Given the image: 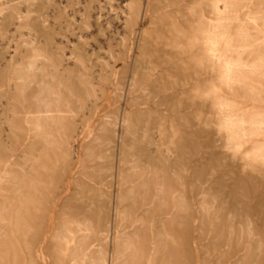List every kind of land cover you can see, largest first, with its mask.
Masks as SVG:
<instances>
[{
	"label": "bare ground",
	"instance_id": "bare-ground-1",
	"mask_svg": "<svg viewBox=\"0 0 264 264\" xmlns=\"http://www.w3.org/2000/svg\"><path fill=\"white\" fill-rule=\"evenodd\" d=\"M146 1L149 3L150 26L139 32V27L147 21ZM244 1L0 0V137L6 135L18 143L22 136L31 146H38L36 154H31L23 165L0 162L4 167L0 172V196L5 192L14 195L9 199L15 205L11 233L22 234V244L30 252L31 262L27 241L35 223L31 210L39 204L43 184L38 171L52 173L60 162L61 166L63 162L67 166L72 159L69 147L72 139L76 135L82 139L94 132L96 138L86 144L85 160H109L105 154L93 153L92 147L103 149L116 143L122 153L123 165L118 168L115 179L121 186L126 185L118 200L133 197V205L138 200L145 204L144 214L148 218L139 217L137 223L153 234L157 231L152 237L147 262L157 264V250L164 242L160 225L163 223L162 212L170 208L176 214L186 211L181 175L176 169L170 171L167 168V158L159 146L151 148L147 161L136 160V127L121 107L128 98H131L132 107L138 106L135 122L137 127L140 126L142 139L150 131L160 136L162 124L150 128L145 120L152 113L149 104L159 107L162 98L163 102L173 101L178 86L197 82L203 76L207 94L194 85L189 88V99L203 100L211 107L214 114L212 127L243 170L257 179L264 174V110L248 109L241 102L244 98L264 96L248 84L253 77H264V54L259 63L251 67L244 59V53L250 50L245 41L252 31L247 21L255 24L257 20L248 13L243 18L232 7L233 3ZM77 18L80 19L78 27ZM234 20H237L235 30H230ZM71 37L77 40L73 42ZM214 68L219 69V74L212 80ZM94 78L99 81V96L93 88ZM76 91L82 93L75 94ZM109 96L116 108L115 117L104 115L96 129L91 127L90 119L85 115L82 122L80 120L81 126L75 124V117L83 112L88 100L89 103L93 99L106 100ZM141 118H144L143 123ZM199 121L200 126L208 125ZM118 128H123L125 135L118 134ZM2 143L0 138V146ZM52 154L56 161H52ZM134 163L138 165L134 166ZM111 168L107 167L105 172ZM83 171L84 166L81 172L84 176ZM130 179L133 183L127 185ZM6 183L11 186L10 191L5 190ZM103 183L106 182H102V186ZM99 194L103 196V193ZM9 200L3 207L0 204V214L11 204ZM130 214V206L119 213L120 228L129 222ZM215 219H219L217 214ZM98 222L67 216L53 237L55 259L61 263L68 259L70 264H109L105 253L100 251L102 259L96 262L87 244L88 240L108 238L110 230L104 231ZM251 225L249 219L230 224L231 240L238 234V242L247 239L248 243L260 246L255 231L250 230L246 236L242 234V228L251 229ZM237 227L240 231H236ZM139 238V233L127 237L122 249L117 248L116 260L111 264L124 263L125 255L133 258Z\"/></svg>",
	"mask_w": 264,
	"mask_h": 264
},
{
	"label": "rangeland",
	"instance_id": "rangeland-1",
	"mask_svg": "<svg viewBox=\"0 0 264 264\" xmlns=\"http://www.w3.org/2000/svg\"><path fill=\"white\" fill-rule=\"evenodd\" d=\"M232 7L243 18H246L248 14L257 18L255 24L247 21L252 31L245 41L250 50L244 53V59L247 60L249 66H253L257 62L259 63L264 54V0H245L239 4L233 3ZM145 11L147 21L144 26L139 27V32L145 31L150 26L149 3L147 1L145 2ZM236 21L234 20L233 24L229 26L230 30H235ZM79 23L80 19L77 18L76 27ZM71 38L73 42L77 40L76 37ZM94 48L96 47L94 46ZM68 51L70 52V50ZM99 54H102L101 51ZM132 60L134 61L135 57ZM214 69L212 70V80L216 79L219 74V69ZM247 75L251 78L249 74ZM205 83L207 82H204V78L201 76L197 82L195 80L184 87L178 86L174 91L176 98L173 101L163 102L164 99L162 98L159 107L149 104L148 108L152 113L150 118L145 120L150 128L155 124H162L160 136L153 135L150 131L147 132L146 138L142 139L140 126L137 127L135 122L138 106L132 107L130 105L131 98L121 104L123 112L128 114L131 120H134L133 124L136 127L134 136L136 160L147 161L150 158L151 148L157 149L159 146L161 152L164 153V158H167L165 162L167 168L170 171L176 169L181 175V190L183 191L186 211L176 214L170 208L162 212L163 223L160 225L164 232L165 243L163 242L157 250L156 263L264 264V174L257 179L252 177L248 171L243 170L241 163L237 159H233L228 149L224 148L221 137L212 127L211 122L214 114L211 112V107L203 100L189 99V88L194 85L202 89L204 94H207L204 90ZM248 84L264 95V77H253L249 79ZM98 85V79L94 78L93 88H95V95L97 93L96 96L100 94ZM181 91L184 93L180 94ZM74 93L79 94L82 91ZM241 102L248 109L264 110V104H261L264 103V96L262 98H244ZM115 111L116 108L110 96L106 100H90V103L88 100L83 112L75 117L74 122L77 126H81L80 123L85 115L86 118L90 119L91 127L96 129L101 125L104 115L113 118ZM200 119L201 122L208 123V125L206 127L204 124L200 126ZM143 121L144 118H141V123ZM125 133L123 128H118V134L125 135ZM0 138L3 141V145L0 146L1 163L19 162L23 165L31 154H36L38 149V146H31L30 141L22 136L19 137L18 143L6 135ZM95 138L96 133L94 132L82 139L76 135L72 139V146H69L72 149V159L67 166L65 162L61 166L62 162H60V166L55 167L49 174L39 169L38 172L43 184L40 186L39 204L31 210V217L35 220L34 229L29 232L27 238L33 262L29 256L30 252L22 244V234L11 233V220L15 205L9 199L14 195L5 192L3 196H0L2 207L8 200L11 201L5 212L0 214L2 229L0 232V264H70L68 259L62 263L55 259V243L53 242L59 224L67 216L73 219L88 218L94 223L99 221L101 229L110 230L107 239L87 241L89 251L96 262L102 259L99 251L105 253L109 264L115 262L117 248L122 249L127 237L139 233L140 240L134 249V257L125 255V261L121 264H147L150 257L148 250L151 249L152 237L157 231H154L153 234L146 226L140 227L137 223L139 217L148 218L144 214L146 206L142 201L138 200L133 205V197L127 198V200H118V195L125 190L126 185L121 186L118 179H115L118 168L123 165L121 162L122 153H120L116 143L103 149L102 147H92L93 153L105 154L107 157L109 156V160L106 158L103 159V162L96 159L85 160L86 144ZM31 141L34 140L31 139ZM111 147L113 148L111 149ZM164 150L166 151L164 152ZM55 157L52 154V161H56ZM137 165L134 163V166ZM83 166L84 176L81 174ZM100 166L102 168L112 167L113 171H111L112 168L108 170L109 172H105L106 168L99 170ZM127 166H131V164ZM3 170L4 167L0 165V172ZM98 175H101L102 178L99 179L100 176ZM170 180L173 179L170 177ZM102 182L106 183H103L102 186ZM131 183H133V179H130L127 185ZM109 187L110 189H108ZM4 188L6 191L11 190L8 183L4 184ZM105 191L108 193L106 194ZM99 193H103L106 198L105 201L101 200L103 196L101 197ZM5 197L8 198L7 201ZM109 197L112 200L110 201L111 204ZM128 206H130L131 211L129 222L123 223L122 228H120L118 226L121 223L119 222L121 218L119 213L121 214ZM216 214L219 216L218 220L215 219ZM246 219L252 222L251 229L245 226L242 228V234L246 236L250 230L255 231L257 238L261 241L260 246L253 242L248 243L247 239L238 242L236 239L238 234L231 240L230 224L244 222ZM108 223L109 225H107ZM236 231H240V229L237 227Z\"/></svg>",
	"mask_w": 264,
	"mask_h": 264
}]
</instances>
